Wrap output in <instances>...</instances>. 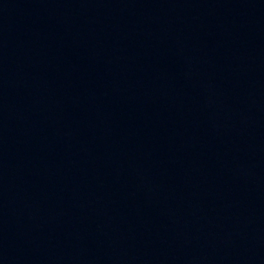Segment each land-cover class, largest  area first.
Wrapping results in <instances>:
<instances>
[{
  "label": "water",
  "instance_id": "95a60500",
  "mask_svg": "<svg viewBox=\"0 0 264 264\" xmlns=\"http://www.w3.org/2000/svg\"><path fill=\"white\" fill-rule=\"evenodd\" d=\"M0 264H264V0H0Z\"/></svg>",
  "mask_w": 264,
  "mask_h": 264
}]
</instances>
